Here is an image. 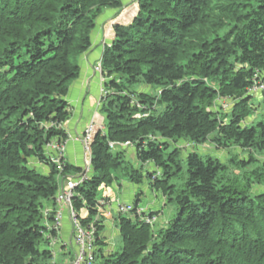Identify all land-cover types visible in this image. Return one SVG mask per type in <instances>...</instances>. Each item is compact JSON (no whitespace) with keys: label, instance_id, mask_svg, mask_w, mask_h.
Returning <instances> with one entry per match:
<instances>
[{"label":"trees","instance_id":"obj_1","mask_svg":"<svg viewBox=\"0 0 264 264\" xmlns=\"http://www.w3.org/2000/svg\"><path fill=\"white\" fill-rule=\"evenodd\" d=\"M137 3L101 53L103 129L72 204L89 222L102 184L146 179L175 211L160 221L142 212L152 224L119 214L114 250H105L100 215L92 264H264V189L252 190L264 182V89L248 91L254 73L264 82V0ZM120 7L0 0V264H53L47 224L57 180L83 168L52 161L47 143L68 137L66 97L81 57L99 17ZM109 141H130L133 156ZM205 143L234 153L224 163L198 151Z\"/></svg>","mask_w":264,"mask_h":264},{"label":"crops","instance_id":"obj_2","mask_svg":"<svg viewBox=\"0 0 264 264\" xmlns=\"http://www.w3.org/2000/svg\"><path fill=\"white\" fill-rule=\"evenodd\" d=\"M137 9L138 5L134 6L128 2V0H121V7L119 9L106 10L99 17L97 25L92 32V40L89 49L81 57L80 75L71 83L66 97L71 113L68 119H66L63 123V128L67 131L68 135H70L66 146L65 157L67 161L73 163L74 165H82L83 150L80 138L84 129L90 122L103 124L104 121V116L99 113L102 83L98 79L99 74L93 71L92 66L100 59L104 46L111 43L114 37L113 25L130 23L136 15ZM108 12L110 13L107 14ZM125 150L127 152V156H133V149L127 148ZM107 194L113 201L110 205H106L101 213L102 230L100 232V236L106 244L105 250H114L115 247L110 244L112 235L110 236L108 227L113 226L110 219L112 218V212L116 210V202H119L121 198L117 196L113 190ZM133 195L134 191L131 189L130 192L127 191L126 194L122 196L123 199L121 201L128 202ZM136 199L137 197L135 200ZM145 209L148 210L146 207ZM114 230L115 229L111 230V234L114 233ZM59 237L63 240V244L60 246L61 252L68 251L71 244V228L66 217L62 220Z\"/></svg>","mask_w":264,"mask_h":264},{"label":"built area","instance_id":"obj_3","mask_svg":"<svg viewBox=\"0 0 264 264\" xmlns=\"http://www.w3.org/2000/svg\"><path fill=\"white\" fill-rule=\"evenodd\" d=\"M136 5L138 4L135 1ZM94 71L99 73L100 82L102 83L103 77L101 75V65L98 63L94 66ZM264 89V82L259 79V75L255 74L252 78L251 86L248 88L250 93L257 92ZM101 93L104 95L103 88H101ZM100 106V102H99ZM102 124H96L95 122H90L88 126L84 129L83 134L80 138L83 150H84V164H86L85 168H83V172L75 173V174H66L64 176H59L57 180V192L55 195V208L52 209V221L51 224H47V230L50 231L48 233L49 246L53 255L52 261L55 262V257L57 256V251H55V246L59 244H63L61 239L59 238V230L61 227V223L64 217L67 218L70 228H71V244L74 245V252L72 254V259L69 264H92L95 259V249H96V220L99 218V212L106 205H110L113 200L101 197L99 198V206L97 208V215L89 222L83 223L81 220L87 217V212L76 211L72 204L73 199V188L84 178V176L88 173L90 166L87 165L88 158H90V142L92 140L93 135L98 131L102 130ZM69 137L66 139L58 140L52 139L47 143V149L51 150L47 153V155H51L50 158L52 161L61 164L62 158H64L66 146L68 143ZM108 146L111 149L120 147L126 148L131 147L132 143L130 141L125 142H115L109 141ZM90 161V160H89ZM62 169V168H61ZM116 211L119 213H132L134 215L140 216L141 220L147 223H154L156 220L155 216H151L149 214L141 215L143 210L138 207H134L131 203H121L116 202ZM54 232V234L52 233Z\"/></svg>","mask_w":264,"mask_h":264},{"label":"rangeland","instance_id":"obj_4","mask_svg":"<svg viewBox=\"0 0 264 264\" xmlns=\"http://www.w3.org/2000/svg\"><path fill=\"white\" fill-rule=\"evenodd\" d=\"M135 1L137 0H128V2H130L131 4H133L134 6L136 5ZM117 10V9H116ZM110 12H108L107 14H109ZM109 17V16H107ZM106 17V18H107ZM100 64L101 65V62H100V59L97 60L92 68H93V71H94V66L97 65V64ZM95 72V71H94ZM99 74V73H97ZM100 75V74H99ZM99 81H100V76H99ZM101 93V92H100ZM150 93H154V90H150ZM257 93H259V91H257ZM255 94L252 96L251 98V102L255 103L256 106L254 105V108L255 110H257L256 114H259V112L261 111V108L260 106H258V101H259V97H258V94ZM101 96H102V93H101ZM224 107L226 109H228V107L230 105H226L225 103H223ZM82 145V143H81ZM132 149V146L131 147H126L124 149ZM82 150H83V146H82ZM90 150V149H89ZM230 150V149H229ZM229 150H220V149H216L215 147H211L209 144L205 143V144H202L198 147V151L199 152H210L214 155H216L217 157L220 158V160L224 163H226L228 160H230V156L234 153L233 150H232V154L229 153ZM128 151V150H127ZM184 153V152H183ZM235 153H238V155L240 157L243 158V156L245 154H242L240 151L238 152H235ZM83 154H84V150H83ZM85 155V154H84ZM90 155V153H89ZM255 158H259L261 159V154H256L255 155ZM90 158H88V163L87 165L90 166ZM86 164H84V158L82 157V165H80L82 168H85L87 166H85ZM146 168H151L152 167L150 165H144ZM254 166V165H253ZM253 166H250L248 168H251ZM230 167V170H233V167L232 165L229 166ZM235 172H236V176L238 175L240 177V170L239 169H234ZM131 186V187H129ZM131 189L134 191V195L131 196V198L128 200V202H122L121 200L123 199L122 196L124 194H126V192H130ZM261 189H264V182L263 183H253L252 184V190L255 191V190H261ZM114 191V193L119 196L121 198V200L119 202L121 203H134L135 202V198L136 196H138V199H139V202L137 204V206L139 207H142L145 209L148 208L150 210H152L153 212H159L158 214H161L158 216L157 214V219L160 221V220H163L164 217H170L173 213V211H175V203L174 202H167L166 205L164 203V198L162 196V192L161 190H158V189H155L154 187H152L150 185V183L148 182V180L146 179H143L142 183L138 184V185H135V184H132L130 182H128L127 180L125 179H122V180H119V181H115L111 184H102L99 189H98V193H99V198L102 197V196H109L107 193L108 192H111V191ZM123 194V195H122ZM129 198V197H128ZM127 198V199H128ZM150 205V206H149ZM149 206V207H148ZM119 212H117L116 210L112 212V218L110 219V222H112V225L114 226H109L108 227V232L110 233V236H111V240H110V244H112L115 249L116 248H119L120 245H121V238H120V234H119V230H118V216H119ZM122 215L124 216H127L129 217L130 214L129 213H121ZM134 215V214H133ZM112 229H115L113 232V234H111V230ZM114 242V243H113ZM48 248L50 249V246L47 245ZM61 244L55 246V251H59L58 255L55 257V264H69L70 260L72 259V254L74 252V245H70L68 251H66L65 254H63V252H60L61 251V248H60ZM53 263V262H52Z\"/></svg>","mask_w":264,"mask_h":264}]
</instances>
